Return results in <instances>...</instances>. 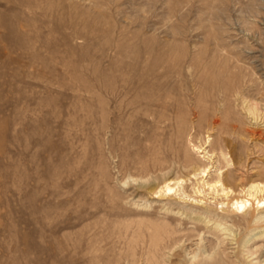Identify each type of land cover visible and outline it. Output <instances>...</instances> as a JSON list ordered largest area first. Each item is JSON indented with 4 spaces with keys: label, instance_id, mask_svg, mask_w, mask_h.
Instances as JSON below:
<instances>
[{
    "label": "rangeland",
    "instance_id": "rangeland-1",
    "mask_svg": "<svg viewBox=\"0 0 264 264\" xmlns=\"http://www.w3.org/2000/svg\"><path fill=\"white\" fill-rule=\"evenodd\" d=\"M170 145L232 196L264 185V0H0V264H82L98 222L125 253L166 229L167 264H264L257 200L149 192L185 170Z\"/></svg>",
    "mask_w": 264,
    "mask_h": 264
},
{
    "label": "bare ground",
    "instance_id": "bare-ground-1",
    "mask_svg": "<svg viewBox=\"0 0 264 264\" xmlns=\"http://www.w3.org/2000/svg\"><path fill=\"white\" fill-rule=\"evenodd\" d=\"M159 62H160V59L155 58L153 61V65L158 67L159 65H161V63L158 64ZM167 68H168V65H167ZM195 109H196L194 111L195 117H199L202 114V109L198 107V103H196ZM217 119H216V122H217ZM189 143H191V141ZM191 148H192V151L197 152L196 154L202 153L204 150L202 145H197L195 143H191ZM185 157L187 158L188 156H185ZM201 157H204V155ZM186 158L185 159L181 158L178 150H176L172 145H170L167 148V150L164 152L163 161L168 162L172 167L177 166L178 168L182 166L185 170L184 171L179 170L180 173L175 177V181H173V179H163L158 184H156L154 187H152L153 186L152 185L149 192L151 194H154V193L157 194L158 197L164 196L168 198H171V196L174 194L175 198L186 203L189 200V197L185 193L183 183L186 180H189L191 178L197 179L198 175H201V177L204 178L203 186L204 187L206 186L207 189L208 188L211 189V191L213 190L214 193L216 192V194L218 191H222V194L224 195L226 200H228L227 203H231L230 206L233 210L235 211L240 210L244 214L247 212L248 208L251 205H253L254 200H257V204L261 203L259 206H257V208L264 209V185H258V184L256 185L254 183L250 184L248 185V187L245 189L243 193L244 197H239L237 195L232 196L234 191L230 187H226L219 178L217 179L215 177H211L207 179L213 165L212 166L203 165L200 168H195V169L191 168L192 170L188 172L186 169H188L190 166ZM219 187H220V190L218 189ZM196 191L200 193L199 189H196ZM202 208L207 211L209 209L206 206H202ZM197 217L200 218V216L198 215ZM102 221L104 220L102 219ZM114 223L116 222H113V224ZM92 229L94 230L91 231L89 233V237L84 240L83 248L81 252L78 254L79 258L83 262L82 264H167V260L165 258L167 256L166 253H162L160 257H158L159 255H157L159 254L157 253V251H159L158 249L159 247H161L160 245L161 240L159 236L162 232V234L163 235L165 234V236L168 237L172 243H175L178 238V237H172L171 235H169L166 229H162L163 231H159L158 229L151 227L145 230V236H146V240H145L144 239L145 236L143 232L139 230V228L132 229L131 237H134V236L137 237L138 234H140L143 237L141 246H140V251L137 253L132 250L133 252L125 253L124 252L125 244H126L125 237L127 235V230H119V231L117 230V232H115L114 231L116 230L115 228L113 229V227L106 225L104 223L101 225L99 222L96 225H94ZM227 230H228L227 233H231L228 228L224 229V231H227ZM107 233L118 235L117 241H116L117 246L119 247V249L116 247L118 249V252H116L117 256H115L113 253L115 249L114 248L115 245L113 244L114 241L107 238ZM249 241L247 239L237 240V244L245 248ZM169 248H172V247H169ZM210 254L211 253L209 252L207 256H209ZM78 255L75 257H78ZM208 262L209 263H207L206 260L198 261L197 252H196L193 256L188 257L184 262H179L176 264H212L211 261H208Z\"/></svg>",
    "mask_w": 264,
    "mask_h": 264
}]
</instances>
